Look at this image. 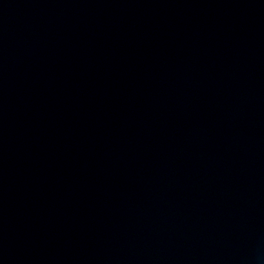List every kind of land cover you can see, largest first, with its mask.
Instances as JSON below:
<instances>
[{"label": "water", "instance_id": "95a60500", "mask_svg": "<svg viewBox=\"0 0 264 264\" xmlns=\"http://www.w3.org/2000/svg\"><path fill=\"white\" fill-rule=\"evenodd\" d=\"M0 264H264V0H0Z\"/></svg>", "mask_w": 264, "mask_h": 264}]
</instances>
